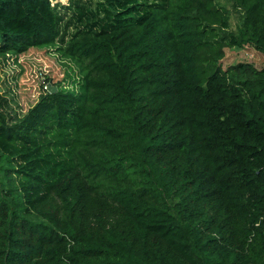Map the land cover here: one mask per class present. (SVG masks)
Listing matches in <instances>:
<instances>
[{
  "label": "trees",
  "instance_id": "1",
  "mask_svg": "<svg viewBox=\"0 0 264 264\" xmlns=\"http://www.w3.org/2000/svg\"><path fill=\"white\" fill-rule=\"evenodd\" d=\"M226 1L235 30L216 0H82L68 32L0 0V59L57 44L82 75L0 95V264H264V65H221L264 53V0Z\"/></svg>",
  "mask_w": 264,
  "mask_h": 264
},
{
  "label": "rangeland",
  "instance_id": "2",
  "mask_svg": "<svg viewBox=\"0 0 264 264\" xmlns=\"http://www.w3.org/2000/svg\"><path fill=\"white\" fill-rule=\"evenodd\" d=\"M59 5L56 9L60 13H65V19L69 20L68 32L75 30L76 15L73 8L80 4L82 0H56ZM219 4L227 8L229 14L230 28L235 30L240 21V12L233 8L231 2L226 0H216ZM72 7H71V6ZM67 7V8H65ZM64 19V20H65ZM60 26H64V21H60ZM58 45L48 47V53L43 50L27 52L20 56L19 63L12 57L0 59V95L6 96L9 100V108L21 112L36 99L41 83L44 85V77L60 78L66 72L63 86L66 89L77 90L82 75L78 66L70 59L62 56L58 50ZM239 62H247L260 68L264 65V53L257 51L253 47L246 45L243 47H225L224 56L221 60L223 69L235 65ZM22 72L17 90V77ZM17 91L20 96H17ZM10 110H13V109Z\"/></svg>",
  "mask_w": 264,
  "mask_h": 264
},
{
  "label": "water",
  "instance_id": "3",
  "mask_svg": "<svg viewBox=\"0 0 264 264\" xmlns=\"http://www.w3.org/2000/svg\"><path fill=\"white\" fill-rule=\"evenodd\" d=\"M47 90H48L49 92H54V91L56 90V86H52L51 84H48V85H47Z\"/></svg>",
  "mask_w": 264,
  "mask_h": 264
},
{
  "label": "built area",
  "instance_id": "4",
  "mask_svg": "<svg viewBox=\"0 0 264 264\" xmlns=\"http://www.w3.org/2000/svg\"><path fill=\"white\" fill-rule=\"evenodd\" d=\"M44 88H47V85H45Z\"/></svg>",
  "mask_w": 264,
  "mask_h": 264
}]
</instances>
